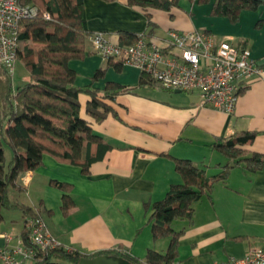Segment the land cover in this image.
Masks as SVG:
<instances>
[{
  "label": "crops",
  "instance_id": "1",
  "mask_svg": "<svg viewBox=\"0 0 264 264\" xmlns=\"http://www.w3.org/2000/svg\"><path fill=\"white\" fill-rule=\"evenodd\" d=\"M216 1L179 0L169 10H146L130 5L129 0H84V11L89 33L103 31L115 43H131L145 33L164 45L169 30L202 29L249 47L250 57L264 66V0L229 14L215 11ZM88 47L89 43L84 56L71 59L69 66L76 71V85L117 91L111 100L116 113L102 121L86 112L90 95L80 94L82 117L110 148L86 172L79 165L44 154L43 164L18 181L24 191L34 185L38 197L31 203L16 202L42 217L67 250L92 254L123 249L144 260L149 249L165 253L170 245L168 236L154 238L151 215L152 204L165 197L172 183L183 181L176 159H190L215 175L229 159L211 144L220 137L252 130L257 136L245 147L263 154L261 168L233 167L225 181L216 182L195 203L192 219L174 220V229L183 231L174 264L225 263L263 246L264 78L244 83L235 112L229 114L202 105L198 91L143 85L140 68L105 59ZM99 69L104 72L95 78ZM58 182L70 184L72 204L67 209ZM6 210L18 215H6ZM3 213L0 247H13L30 214L18 208Z\"/></svg>",
  "mask_w": 264,
  "mask_h": 264
},
{
  "label": "trees",
  "instance_id": "2",
  "mask_svg": "<svg viewBox=\"0 0 264 264\" xmlns=\"http://www.w3.org/2000/svg\"><path fill=\"white\" fill-rule=\"evenodd\" d=\"M19 1L38 7L40 14L35 18L23 19L19 25L23 46L19 47L18 60L23 62L29 72L28 81L16 90L13 75L0 65V222L4 218V209L18 208L35 216L32 208L11 200L10 188L25 190L19 185V178L41 166L44 154L49 153L62 161L79 165L86 172L92 162L101 159L110 148L94 132L91 123L82 117L81 92L90 95L86 112L97 121H102L109 113H116L111 100L116 98L117 91L109 87L99 91L92 86L76 85V71L69 66L71 59L84 56L89 34L84 0ZM259 2L217 0L214 10L229 14L245 5L255 7ZM178 3L179 0H129L130 5L146 10H169ZM45 13H49L50 18H46ZM103 72L104 69H99L95 78ZM141 84L154 85V82L142 73ZM256 136V131L243 130L216 139L211 147L229 160L215 175H209L204 166L190 159H176V168L183 181L172 183L165 197L152 204L154 238L168 236L171 239L165 253L151 248L142 260L123 249L85 254L67 250L63 245L55 249L36 247L37 264H58L62 260L78 264L84 256L100 254L119 257L122 264H174L183 232L174 229V220L192 219L195 203L204 194H209L216 182L225 181L233 167L246 164L252 171L261 168L263 154L245 147ZM6 145L12 151L8 166ZM57 186L63 190V208L67 209L72 204L70 184L58 182ZM22 237L26 244H32L26 228Z\"/></svg>",
  "mask_w": 264,
  "mask_h": 264
},
{
  "label": "built area",
  "instance_id": "3",
  "mask_svg": "<svg viewBox=\"0 0 264 264\" xmlns=\"http://www.w3.org/2000/svg\"><path fill=\"white\" fill-rule=\"evenodd\" d=\"M38 7L19 0H0V65L13 75L21 45L19 25L23 19L35 18ZM50 18L49 13H45ZM88 49L105 59H117L135 65L155 85L169 90L198 91L202 105H212L233 114L244 83L264 78V66L250 57V49L230 39L194 29L169 30L164 45L139 33L131 43H115L103 31L88 34ZM32 244L23 237L13 247H0V264H37L36 247L55 249L62 243L49 231L38 215L26 220ZM7 239L10 236L5 235ZM218 264H264V245L251 249L243 257H233Z\"/></svg>",
  "mask_w": 264,
  "mask_h": 264
},
{
  "label": "rangeland",
  "instance_id": "4",
  "mask_svg": "<svg viewBox=\"0 0 264 264\" xmlns=\"http://www.w3.org/2000/svg\"><path fill=\"white\" fill-rule=\"evenodd\" d=\"M88 37L86 39L85 45L88 44ZM23 46V43L21 44V47ZM29 78V72L23 62L19 59L14 68V73H13V81H14V87L17 90L19 86H22L24 83L28 81ZM6 150V165L8 166L11 157H12V151L9 146H5ZM10 197L14 202H20V203H31V200L36 199L38 196L36 195L34 191V185L31 186L28 191L24 190H16L15 188H10ZM6 215H18L17 211H10L6 210L5 211ZM60 264H70L68 261H62Z\"/></svg>",
  "mask_w": 264,
  "mask_h": 264
},
{
  "label": "water",
  "instance_id": "5",
  "mask_svg": "<svg viewBox=\"0 0 264 264\" xmlns=\"http://www.w3.org/2000/svg\"><path fill=\"white\" fill-rule=\"evenodd\" d=\"M176 91L179 92L180 90ZM78 264H122V260L112 255L100 254L94 257L84 256Z\"/></svg>",
  "mask_w": 264,
  "mask_h": 264
}]
</instances>
